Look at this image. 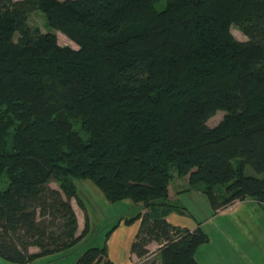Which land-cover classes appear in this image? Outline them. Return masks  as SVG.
<instances>
[{"label": "trees", "instance_id": "1", "mask_svg": "<svg viewBox=\"0 0 264 264\" xmlns=\"http://www.w3.org/2000/svg\"><path fill=\"white\" fill-rule=\"evenodd\" d=\"M33 12L77 49L31 26ZM174 174L214 215L264 205V0H0V258L26 264L85 237L77 180L138 209L75 264H114L111 233L138 220V262L198 264L208 235L166 220L186 214Z\"/></svg>", "mask_w": 264, "mask_h": 264}, {"label": "rangeland", "instance_id": "2", "mask_svg": "<svg viewBox=\"0 0 264 264\" xmlns=\"http://www.w3.org/2000/svg\"><path fill=\"white\" fill-rule=\"evenodd\" d=\"M28 23L31 26L39 27L44 33L56 34L59 46L77 49V46L64 35L50 30L45 25V17L41 12H33ZM231 33L238 41L246 40L234 27L231 28ZM223 115V112L216 113L207 124L210 127L217 125ZM247 174H251L249 169ZM260 177H264V174ZM74 184L88 212V232L78 244L66 252L38 258L29 264H75L87 249L101 248L104 245L106 232L122 217L127 219L133 217L138 209L132 207L128 201L116 204L106 202L98 189L88 181L75 180ZM50 187L59 190L55 183H51ZM186 188L187 183L184 184L174 174L173 187L169 190L170 201L185 208V219L196 221L209 237L208 242L199 245L196 249L195 259L198 264H264V205L248 198L241 202L235 201L234 204L220 209L214 215L207 197L200 191L192 190L177 194ZM71 205L77 217V235H80L84 229V214L75 200H71ZM120 238L122 239V234ZM118 250L120 258H122L127 249L124 250V244H121L120 249L117 248ZM155 258L157 259V257ZM152 260L154 258H150L148 261ZM0 264L13 263L0 258Z\"/></svg>", "mask_w": 264, "mask_h": 264}, {"label": "crops", "instance_id": "3", "mask_svg": "<svg viewBox=\"0 0 264 264\" xmlns=\"http://www.w3.org/2000/svg\"><path fill=\"white\" fill-rule=\"evenodd\" d=\"M243 201H245V200H243ZM223 209H225V208H223ZM217 212L215 214H217ZM185 217H186V214H181L178 212H172V213L167 215L166 220L171 225L179 227L181 229H185V230H189V231L194 230L198 226V223L196 221H193V220L188 221L187 219H185ZM139 223L140 222L138 220V221H135L134 223H132L130 225H126L123 221H121V223L118 224L117 228L111 233V235H110V237L106 243V247H107V256H108L109 260L111 262H113L114 264H144V263L146 264V262H138L134 256L130 255V246H131V243L134 239V236L138 230ZM121 234H122V239L120 238ZM121 244H124V250L127 249L123 253L124 256L122 258H120L119 250L117 251V248L120 249ZM155 247L157 248V245L153 243L150 245L149 250L151 252H154V250L156 249ZM29 253L30 254L37 253V248H35V247L30 248ZM155 257H156L155 254L150 256V258H154L155 264H160L159 260L156 259ZM26 264H29V263H26Z\"/></svg>", "mask_w": 264, "mask_h": 264}]
</instances>
